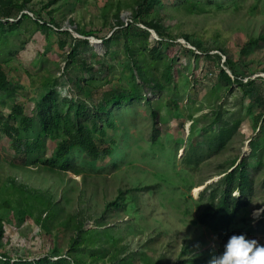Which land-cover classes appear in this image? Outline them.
I'll use <instances>...</instances> for the list:
<instances>
[{
	"label": "rangeland",
	"instance_id": "1",
	"mask_svg": "<svg viewBox=\"0 0 264 264\" xmlns=\"http://www.w3.org/2000/svg\"><path fill=\"white\" fill-rule=\"evenodd\" d=\"M24 1L0 0V16L8 8L12 19L29 15L18 30L0 36V72L9 85L0 92V256L67 258L74 264H209L225 243L198 224L204 210L199 195L245 158L255 185L239 219L256 227L264 214V44L245 45L264 37V0H191L198 4L194 10L186 9L188 0H62L48 7L51 0H31L23 8ZM33 19L55 28L41 31ZM125 35L135 45H159L172 63V80L161 97L149 107L112 108L116 128L106 129V139L117 150L105 165L76 153L85 167L81 174L25 166L1 130L12 107L29 110L52 89L89 106L126 91L133 64ZM226 61L233 64L227 68L232 79L254 83L255 101L242 88H219ZM161 72L153 74L159 78ZM89 78L92 85L84 83ZM217 113L230 124L239 121L237 131L223 151L205 152L199 167L184 172V155L195 145L203 149L208 133L219 129L211 126ZM257 137L252 154L250 142ZM47 146L50 155L54 144ZM47 201L57 217L45 213ZM77 223L84 234L77 233ZM250 239L264 243L260 234Z\"/></svg>",
	"mask_w": 264,
	"mask_h": 264
},
{
	"label": "trees",
	"instance_id": "2",
	"mask_svg": "<svg viewBox=\"0 0 264 264\" xmlns=\"http://www.w3.org/2000/svg\"><path fill=\"white\" fill-rule=\"evenodd\" d=\"M60 1L62 0H51L46 6ZM30 2L31 0H25L22 7L24 8ZM185 2L187 10L198 8V4L191 0ZM12 9L19 8L13 7ZM151 9L152 5L150 4L145 10L149 12ZM12 13L11 8H8L0 16V36L15 32L24 19H29V15L23 12L20 17L12 19L14 17ZM33 22L39 30L44 32L55 28L41 20L33 19ZM149 26L151 25L149 24ZM125 40L124 50L133 64L128 80L129 89L126 91L108 93L101 102L89 106L83 101L61 98L59 93L52 89L29 110L18 105L12 107L1 130L10 140L15 154L24 161L25 166H39L50 173L81 174L85 167L78 163L75 157L76 153L84 155L95 165H105L117 150V143L106 139V129L116 128L112 108L116 111L123 108L132 109L135 104L149 107L161 97L166 86L172 80V63L165 61V56L159 45L153 48L144 46L142 43L135 45L134 39L128 35H125ZM259 44H264L263 36L249 41L245 47H257ZM75 56L76 50H72L69 59L73 60ZM207 56L209 57V55ZM134 57H139V59ZM160 67H162V72L158 78L153 74V71L159 70ZM232 67L231 61H226L220 67L217 79L219 88L224 90H231L232 87L242 88L244 95L251 101H255L257 89L254 83L249 82L245 85L239 81L238 77L232 79L228 71ZM92 82V78L84 80L87 85H92ZM8 87L5 74L0 72V92L7 93ZM151 117L154 122L159 119L155 112L151 113ZM239 125V121L230 124L221 118L220 113H217L211 126H217L219 129L208 133L203 149L195 145L188 154L184 155L180 163L181 170L188 172L199 167L204 160L205 152L223 151ZM154 132L158 133L157 130ZM155 137L156 135L153 136V139ZM258 139L259 137L250 142L252 154L259 146ZM49 142L54 144V150L50 155L47 154ZM112 166L117 167V164L113 163ZM249 166L248 158L243 159L239 164L232 162L227 170L228 173L219 183L208 186L206 191L199 195L198 202L204 203V210L198 215L197 222L209 229L221 242L226 243L228 238L234 234H246L248 238H252L256 234L264 236V214L256 227L250 223L242 225L244 219H239L240 214L249 207L254 193L255 181ZM236 192L239 196H232ZM51 204L47 201L45 213L51 218L57 217L58 211ZM122 206L116 205L118 210ZM70 222H72L70 219L67 220L65 226ZM74 227L79 235L85 233L82 223H77ZM1 229L0 225V233ZM105 233L106 235L110 234L108 231ZM78 240H80L79 237L74 243L79 242ZM99 254L96 251L91 255L98 256ZM0 264L74 263L67 258L53 259L48 256L36 261H13L0 256Z\"/></svg>",
	"mask_w": 264,
	"mask_h": 264
},
{
	"label": "clouds",
	"instance_id": "3",
	"mask_svg": "<svg viewBox=\"0 0 264 264\" xmlns=\"http://www.w3.org/2000/svg\"><path fill=\"white\" fill-rule=\"evenodd\" d=\"M209 264H264V244L248 238L246 234H234L223 245L222 252L210 259Z\"/></svg>",
	"mask_w": 264,
	"mask_h": 264
},
{
	"label": "bare ground",
	"instance_id": "4",
	"mask_svg": "<svg viewBox=\"0 0 264 264\" xmlns=\"http://www.w3.org/2000/svg\"><path fill=\"white\" fill-rule=\"evenodd\" d=\"M198 192V190H196V193Z\"/></svg>",
	"mask_w": 264,
	"mask_h": 264
}]
</instances>
